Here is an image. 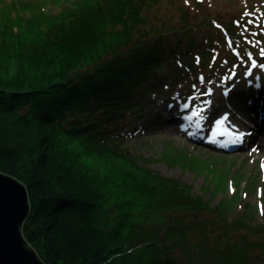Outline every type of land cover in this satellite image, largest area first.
I'll return each mask as SVG.
<instances>
[{"label":"trees","instance_id":"16d2710c","mask_svg":"<svg viewBox=\"0 0 264 264\" xmlns=\"http://www.w3.org/2000/svg\"><path fill=\"white\" fill-rule=\"evenodd\" d=\"M32 1L45 12L33 5L24 12L27 19L23 15L13 25L0 20V54L15 48L34 60L42 56L41 62L49 69L39 81L0 77V170L27 187L31 211L22 231L29 246L46 264H243L234 257L238 249L230 250L215 237L216 227L232 230L238 221L227 218L224 208L221 212L213 208L218 213L212 227L192 223L196 231L192 238L185 237L181 225L155 235L154 230L136 223L138 214L131 211L137 194L154 193L150 183L164 177L136 161L123 144L124 131L150 102L148 96L160 90L161 75L178 76L186 67L193 76L194 65L201 69L207 62L201 58L210 50L204 49L205 55L197 49L194 31L198 26L167 23L159 15L150 21L148 12L163 0H113L114 4H109L111 0H64L59 5ZM148 4L152 6L144 8ZM253 8L249 6L248 21ZM122 10L129 18H139L130 28ZM43 15L46 19L41 21ZM263 19L262 10L249 26L231 33L247 27L251 34L243 38L251 39ZM149 21L150 25L140 28ZM116 24L123 25L118 28ZM122 30L136 33L102 58L72 69L75 62L68 55L83 48L87 38ZM77 35L87 37L70 39ZM205 39L212 45L211 37ZM259 39L264 41V35ZM260 48H250V52L259 57ZM52 49L62 51L55 60H50ZM238 54L231 53L234 61H228L229 69L242 66L241 60H235ZM190 61H194L191 66ZM229 69L219 71L215 78ZM213 71L202 70V75L209 80ZM165 87L170 89L169 84ZM110 153L125 161L123 177L108 173ZM168 189L173 195L165 196L166 204L188 202L195 212L207 209L204 200L183 196L172 185ZM105 195L114 196L112 205ZM168 233L175 236L171 244L165 240Z\"/></svg>","mask_w":264,"mask_h":264},{"label":"rangeland","instance_id":"374dc122","mask_svg":"<svg viewBox=\"0 0 264 264\" xmlns=\"http://www.w3.org/2000/svg\"><path fill=\"white\" fill-rule=\"evenodd\" d=\"M47 1H51L52 5L64 3V0ZM109 2V4L115 3L113 0ZM262 2L264 0H163L160 6L151 9L148 12L150 21L159 15L160 20L167 23L178 22L187 26L190 24L197 25L198 28L194 31L198 42L197 49L204 53L203 50L208 48L211 53L208 55L204 53L207 57L203 58L198 56L207 61L202 65V68L203 66L206 68L200 69L194 65L196 68L193 76L188 74L186 67L181 69V74L178 76L170 73L161 75L162 86L160 90L148 96L150 102L145 106L139 118L127 126L123 140L124 146L135 156L138 163L159 172L164 177L162 180H152L150 183L154 187V193L150 190L147 193L140 191L137 194L131 209L132 213L138 214L134 217L136 223L154 230L152 233L155 235L166 234L167 228L172 227L171 225L175 228L181 225L186 229L185 237L192 238L196 235L195 228L190 227L192 223H206L207 226L212 227V220H214L218 210L221 212L224 208L227 218L238 221L231 225L232 230H220V227H216L219 233L215 237L223 241L230 250L238 249L239 252L234 257H238L243 264H264V210H262L264 208V164H261L260 168L255 163L246 166L242 162L243 158L239 155H225L228 158L221 155L239 152L240 149L224 152L225 150L214 148L212 143L208 141L209 138H212L210 132L200 136L201 140H190L185 135L175 132L176 128L166 125L164 118L156 109V104L161 100L172 101L175 98L193 95L205 96L217 85H231L239 78L243 70L249 69L252 61L264 65V55L261 54L260 59L253 53H249L250 48L259 49L261 44L264 45V41L259 39L262 34L264 35V19L259 25H256L258 26L256 36L251 37V39L243 38L246 34H251L247 27L235 31L236 33H231V30H237L241 26L233 19L237 18L238 22H241L245 12H248L249 6L254 5L255 8L249 14L251 19L246 23L249 26L257 14L262 10L264 11ZM33 5H37L39 10L45 12L44 7L32 0H0V20L11 22L10 25H13L14 21L21 20L23 15L27 19L28 15L24 12L28 11V6ZM151 6L152 4H148L144 8ZM135 7L136 5L133 9ZM58 8L59 6L54 7L55 10ZM253 10L254 12H252ZM122 13L123 15L127 14L125 20L127 28H130L131 24L139 19L129 18L130 15L126 10H122ZM45 19L44 15L40 17L41 21ZM150 21L140 28L150 25ZM154 22L156 23V21ZM232 22L237 23L236 29H232ZM122 25L116 24L114 26L120 28ZM135 33H130L128 30L107 31L101 33L100 36L87 38L82 44L85 45L82 46L83 48H76L71 55H68L72 62H75L72 69H79L81 65H85L98 57L102 58L112 51L115 44ZM15 35H11L10 38L12 39ZM84 37L87 36H71L70 39ZM205 37H211L214 40L212 45ZM68 41L64 43L65 46L69 44ZM51 51L50 60H55L56 54L60 50L52 49ZM241 51L242 54L239 53ZM231 53H239L235 60H241L242 66L231 77L224 74L215 78L219 71L229 69L228 61H234V56L232 57ZM41 57L34 60L31 55H20L15 48L7 49L0 54V77L5 75L7 78L13 79L20 76L21 80L23 77L26 81L42 80L49 69L47 70V67L44 66L45 63L41 62L43 60ZM230 57L232 58L229 59ZM190 62L188 63L190 66L192 63L194 64V61ZM211 68L214 69L212 77L206 80L202 75V70L207 72ZM216 68L219 69L216 70ZM229 70L231 71V69ZM166 84H169V90L165 87ZM196 84L199 85L196 86ZM242 91L244 93V90ZM236 95L240 96L238 90L232 92L230 100L232 101L234 97H237ZM247 99L249 98L247 97ZM253 106L256 107V115L261 118V113H264V103L261 109H257V103ZM251 109L254 108L251 107ZM251 112L254 115V111L251 110ZM210 117L211 115L208 114L209 119ZM209 119H207L208 124H213V120ZM260 134L264 137L263 126ZM175 155H178V159ZM110 157L112 163L107 168L108 173L112 171L123 177L125 175V161L113 153H110ZM168 185L177 187L183 196L189 194L193 200H204L205 203H208V206L207 203L204 205L207 209L195 212L188 202L166 204L165 196L173 195V192L169 191ZM156 198L160 199V202ZM112 199H114L113 195H105V201L110 203L109 205H112ZM190 201L192 202V200ZM216 207L218 210L213 209ZM153 226L155 229H152ZM168 235L165 240L171 244L174 237L177 236V231L175 236H173L174 233H168Z\"/></svg>","mask_w":264,"mask_h":264},{"label":"bare ground","instance_id":"6f19581e","mask_svg":"<svg viewBox=\"0 0 264 264\" xmlns=\"http://www.w3.org/2000/svg\"><path fill=\"white\" fill-rule=\"evenodd\" d=\"M247 21L248 16H243L242 21L238 22L241 24L239 28L244 27ZM235 90H238L239 95L247 93L236 95L238 97L231 101L230 96ZM256 103L257 109H261L264 103V65L258 63L255 67L252 64L249 69L243 70L239 78L229 86L217 85L205 96L161 100L156 104V109L167 126L176 128L175 132L190 140H201L200 136L210 132L214 136L211 141L214 148L224 152L240 149L239 152L221 155H239L246 166L255 163L260 168L264 164V137L260 134L264 118L256 115V107L253 106ZM208 114L213 124H208ZM241 133L245 134L242 143L238 142Z\"/></svg>","mask_w":264,"mask_h":264},{"label":"water","instance_id":"95a60500","mask_svg":"<svg viewBox=\"0 0 264 264\" xmlns=\"http://www.w3.org/2000/svg\"><path fill=\"white\" fill-rule=\"evenodd\" d=\"M30 211L27 187L0 170V264H46L23 235Z\"/></svg>","mask_w":264,"mask_h":264},{"label":"snow or ice","instance_id":"6c2138e0","mask_svg":"<svg viewBox=\"0 0 264 264\" xmlns=\"http://www.w3.org/2000/svg\"><path fill=\"white\" fill-rule=\"evenodd\" d=\"M245 15H247V13H245ZM231 43V42H230ZM261 54L264 55V49H261ZM253 67L256 66V61H252ZM201 79H203V77H201ZM186 107V105H185ZM244 133H241L240 136L238 137V142L242 143L243 142V137H244ZM262 210H264V208H262Z\"/></svg>","mask_w":264,"mask_h":264}]
</instances>
